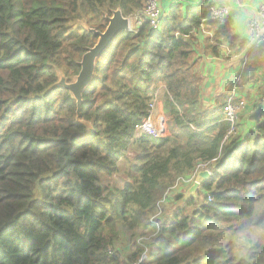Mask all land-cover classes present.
I'll return each instance as SVG.
<instances>
[{"label":"trees","instance_id":"1","mask_svg":"<svg viewBox=\"0 0 264 264\" xmlns=\"http://www.w3.org/2000/svg\"><path fill=\"white\" fill-rule=\"evenodd\" d=\"M146 1L0 0V264H264V94L225 138L239 100L204 102L199 69L243 54L253 75L264 44L246 51L209 0L156 27ZM115 9L135 23L97 57L78 121L58 71L74 79L97 38L83 22L103 31ZM160 88L156 137L137 126ZM201 166L194 196L169 195Z\"/></svg>","mask_w":264,"mask_h":264},{"label":"built area","instance_id":"2","mask_svg":"<svg viewBox=\"0 0 264 264\" xmlns=\"http://www.w3.org/2000/svg\"><path fill=\"white\" fill-rule=\"evenodd\" d=\"M162 0H147L144 4V9L140 13L141 16L145 17L149 24L152 27H156L161 20L162 17L166 15L167 7L162 6L161 4ZM211 18L220 23H225L229 18V9L223 5V4H215ZM141 24V20H138L136 22V26ZM133 27H131L132 29ZM247 33H248V42L246 47H259L264 44V4L261 6H258L256 8V14L252 17H250L246 24ZM232 99L235 96L234 91H232ZM239 100V99H238ZM244 100H239L238 102L234 103L231 100H229L225 106H224V117L227 121H229L230 126L227 131V134L225 138H227L230 134H232L235 131V124L238 120V115L240 112V107L244 105ZM158 103L157 96L154 97L152 102L149 104L150 107V115L149 117L143 121L140 125L137 126V128L140 131L146 132L148 134H151L156 137H162L166 135L167 129L165 126V120L163 114L162 116L156 117V119L153 121L151 120L152 112L154 110L155 105ZM243 108V107H242ZM158 124L156 125V123ZM204 167L201 166L198 170L203 169ZM206 169V168H205ZM196 170L192 176H188L186 178L185 176L180 179V182L185 184L190 178H194L195 174L197 173ZM188 179V180H185Z\"/></svg>","mask_w":264,"mask_h":264},{"label":"rangeland","instance_id":"3","mask_svg":"<svg viewBox=\"0 0 264 264\" xmlns=\"http://www.w3.org/2000/svg\"><path fill=\"white\" fill-rule=\"evenodd\" d=\"M130 21L132 25L131 27H133L135 23V18L130 19ZM242 34L245 36L244 31ZM236 60H237L236 62L234 58H232V60H227L230 63L229 64L227 63V66L225 65V67L229 68V66H232V69L230 68L229 72H225V69H222L219 66V64H214V67L216 70L211 72L212 70L209 67V65L208 66L205 65L204 69L201 71L203 77L205 78V81L203 82V84L210 85V87L214 91L219 86L220 88H223V91L230 90L229 88L232 87V91H234L235 96L239 99H241L240 98L241 96L244 99V101H246L247 105H249L248 109H252L253 104L256 103V101L259 99V97L262 94H264V69H261L260 71H256L254 72L253 75H251V74L246 73V69L244 70L245 67H244V62H243L244 60L243 54L239 55V57ZM157 98L159 102L158 95H157ZM242 107H244V105H242L240 109H242ZM162 114H163V111H162L161 104L155 105L154 110L152 112L151 120L154 121L156 117L160 115L162 116ZM240 114H242V112ZM248 114L249 113H244L243 115L239 116V120H237L236 124H238V122L242 120H245ZM165 126L167 129L166 122H165ZM244 127H245V124H244ZM119 178H120L119 175H114L112 179L109 180V182L111 183L112 186H114V184L115 186H118L120 185ZM185 180H188V179H185ZM193 181H194V178H190V180H188L185 184H183L184 187H182V183L179 181L171 189V191L169 192L170 193L169 195L171 196V195L177 194L178 192H183V196L185 198L186 190L187 188H189V186L192 185Z\"/></svg>","mask_w":264,"mask_h":264},{"label":"water","instance_id":"4","mask_svg":"<svg viewBox=\"0 0 264 264\" xmlns=\"http://www.w3.org/2000/svg\"><path fill=\"white\" fill-rule=\"evenodd\" d=\"M107 25L103 31L88 27L85 22L83 26L86 30L92 32L97 38L95 43L88 47L78 62L80 69L78 74L70 82L67 81L65 75L58 71L59 79L55 86H61L69 91L76 103V120L80 121V108L82 103V94L94 77L95 63L97 57L112 43L115 37L123 31H130V18L123 16L120 9H115L111 15H105ZM210 169L206 168L198 170L195 174L194 181L186 190L185 198L194 196L196 189L201 181L210 176Z\"/></svg>","mask_w":264,"mask_h":264},{"label":"crops","instance_id":"5","mask_svg":"<svg viewBox=\"0 0 264 264\" xmlns=\"http://www.w3.org/2000/svg\"><path fill=\"white\" fill-rule=\"evenodd\" d=\"M178 2L182 3L183 5H196L200 2V0H162L161 4L164 7H168ZM209 2L214 5L215 4L225 5L229 9V18H231L233 21V28L235 32L236 33L239 32L238 34H240L241 37H244L247 39H248V33H247V28H246L247 21L250 17L256 14V8L264 4V0H209ZM243 31L245 33V36L242 34ZM250 48L251 47H248V48L246 47V51H248ZM238 57L234 58L235 62L237 61L236 59ZM229 60H232V59H229ZM227 63L229 64L230 62L223 59V57L204 56L202 60L200 61L199 69L200 71H202L205 65L207 66L209 65V67L212 70L211 72H213L214 70H216L214 67V64H219V66L222 69H225V72H229L230 68L232 69V66H229V68L225 67V65L227 66ZM204 81H205V78L203 77V82ZM162 89L163 88H160L158 91L159 97L162 94ZM216 90L214 91L208 84L207 85L203 84V90L201 93V98L203 99V101L206 103L212 102L215 93L218 91H223V88H220L219 86L218 88H216ZM240 98L241 99L239 98L238 99L244 100L241 96ZM157 104L159 105V102ZM244 106L246 107L242 108L243 114L249 111L248 109L249 105H247L246 101L244 102ZM241 127L243 129V125Z\"/></svg>","mask_w":264,"mask_h":264}]
</instances>
